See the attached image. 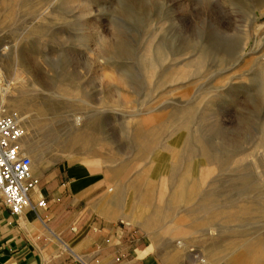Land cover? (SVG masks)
Returning <instances> with one entry per match:
<instances>
[{"label":"rangeland","instance_id":"obj_1","mask_svg":"<svg viewBox=\"0 0 264 264\" xmlns=\"http://www.w3.org/2000/svg\"><path fill=\"white\" fill-rule=\"evenodd\" d=\"M12 112L33 174L118 178L164 263L264 264V0H0Z\"/></svg>","mask_w":264,"mask_h":264},{"label":"crops","instance_id":"obj_2","mask_svg":"<svg viewBox=\"0 0 264 264\" xmlns=\"http://www.w3.org/2000/svg\"><path fill=\"white\" fill-rule=\"evenodd\" d=\"M34 174L31 206L20 215L0 192V264H166L153 238L129 226L154 223L129 212L118 178L109 189L97 167L81 161Z\"/></svg>","mask_w":264,"mask_h":264},{"label":"built area","instance_id":"obj_3","mask_svg":"<svg viewBox=\"0 0 264 264\" xmlns=\"http://www.w3.org/2000/svg\"><path fill=\"white\" fill-rule=\"evenodd\" d=\"M24 136L21 115H0V192L5 205L16 215L31 206L30 191L38 184L32 172V159L22 152ZM38 205L45 206V200L41 199Z\"/></svg>","mask_w":264,"mask_h":264},{"label":"bare ground","instance_id":"obj_4","mask_svg":"<svg viewBox=\"0 0 264 264\" xmlns=\"http://www.w3.org/2000/svg\"><path fill=\"white\" fill-rule=\"evenodd\" d=\"M8 89H1V93L6 92ZM33 166V165H32Z\"/></svg>","mask_w":264,"mask_h":264},{"label":"clouds","instance_id":"obj_5","mask_svg":"<svg viewBox=\"0 0 264 264\" xmlns=\"http://www.w3.org/2000/svg\"><path fill=\"white\" fill-rule=\"evenodd\" d=\"M79 119H80V118H79V117H77V121H76L77 123H79Z\"/></svg>","mask_w":264,"mask_h":264}]
</instances>
